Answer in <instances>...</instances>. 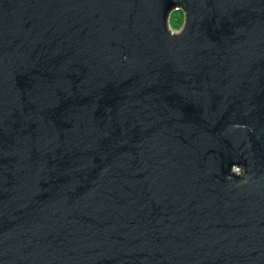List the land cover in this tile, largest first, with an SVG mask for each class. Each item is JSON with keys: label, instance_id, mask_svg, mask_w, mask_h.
Masks as SVG:
<instances>
[{"label": "water", "instance_id": "95a60500", "mask_svg": "<svg viewBox=\"0 0 264 264\" xmlns=\"http://www.w3.org/2000/svg\"><path fill=\"white\" fill-rule=\"evenodd\" d=\"M0 264H264V0H0Z\"/></svg>", "mask_w": 264, "mask_h": 264}, {"label": "rangeland", "instance_id": "374dc122", "mask_svg": "<svg viewBox=\"0 0 264 264\" xmlns=\"http://www.w3.org/2000/svg\"><path fill=\"white\" fill-rule=\"evenodd\" d=\"M182 11V10H181ZM183 12V11H182ZM179 10H176V11H174L173 13H172V15H171V25H172V27H173V29H175V30H178V29H180L181 28V26L183 25V23H182V25H180V26H178V27H176V26H174V21H176V18L179 16ZM184 14V13H183Z\"/></svg>", "mask_w": 264, "mask_h": 264}, {"label": "trees", "instance_id": "16d2710c", "mask_svg": "<svg viewBox=\"0 0 264 264\" xmlns=\"http://www.w3.org/2000/svg\"><path fill=\"white\" fill-rule=\"evenodd\" d=\"M179 12V16L176 18V21H174V26L176 27L182 25V23L184 22V14L181 10H179Z\"/></svg>", "mask_w": 264, "mask_h": 264}, {"label": "built area", "instance_id": "2783aa9c", "mask_svg": "<svg viewBox=\"0 0 264 264\" xmlns=\"http://www.w3.org/2000/svg\"><path fill=\"white\" fill-rule=\"evenodd\" d=\"M234 170H235V172H237V173H242L241 171H243V169L240 168V167H235Z\"/></svg>", "mask_w": 264, "mask_h": 264}]
</instances>
